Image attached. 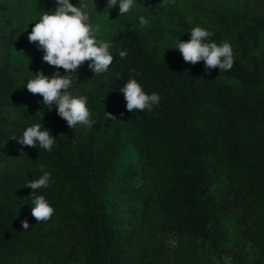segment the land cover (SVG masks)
<instances>
[{"label":"trees","instance_id":"obj_1","mask_svg":"<svg viewBox=\"0 0 264 264\" xmlns=\"http://www.w3.org/2000/svg\"><path fill=\"white\" fill-rule=\"evenodd\" d=\"M30 4L31 29L51 8L42 0ZM136 5L151 8L156 20L146 15L148 24L140 26L136 7L121 16L111 11L105 31L103 10L89 19L114 52L107 73L94 75L85 61L74 74V91L89 98L92 128H69L23 87L37 71L50 75L54 68L30 67L19 57L26 16L5 21L0 264L27 257L48 264H264V12L240 0ZM196 25L212 32L209 40L231 44L230 70L205 71L203 61L185 62L177 49L154 53L166 36L173 45L187 41ZM125 48L121 59L115 50ZM130 69L145 92L159 94L152 111L126 110L118 89L135 75ZM34 122L56 138L52 151L23 146L21 152L12 139ZM41 163L55 180L40 190L54 212L37 222L30 214L33 190L25 185L39 176Z\"/></svg>","mask_w":264,"mask_h":264},{"label":"clouds","instance_id":"obj_2","mask_svg":"<svg viewBox=\"0 0 264 264\" xmlns=\"http://www.w3.org/2000/svg\"><path fill=\"white\" fill-rule=\"evenodd\" d=\"M94 3V0H92ZM137 0H106L107 9L118 7V16L133 10ZM55 7L42 12L39 19L33 24L27 39L29 43L35 42L37 49L43 52L42 62L53 66L50 75L37 71L24 83V88L32 93L39 94L42 98L43 109L55 108L56 114L62 118L69 128L82 125L84 128H92L95 120L91 118V109L88 105L89 98L86 95L77 94L74 91L76 84L74 74L77 68L88 61L87 67L94 75H100L109 71V66L114 59L112 44L108 40L98 39L96 33L98 25L89 22L88 4L86 0H80V6L73 5L70 0H54ZM140 26L148 24L145 16L137 17ZM213 34L205 27L196 25L191 27L187 41L180 39L174 43V48L179 51L183 61L196 64L203 61L205 71L218 68L220 71H228L233 65L232 46L227 41L219 44L209 40ZM127 49H116L115 54L123 59L127 56ZM63 69V73L60 71ZM32 73V72H31ZM129 78L118 89L125 100V108L133 110L152 111L153 106L160 101L157 92L147 93L140 82L135 78L139 73L130 69ZM108 118L115 120L114 116L107 114ZM122 115V114H121ZM21 146H39L45 152H50L56 142L50 130L41 122H34L26 126L20 135L12 134ZM44 164H39V176L28 180L25 187L33 190L31 198L30 214L37 222L47 221L53 214L54 208L46 196L40 191L48 189L55 183L51 173L45 170ZM21 227L28 229L27 219L22 220Z\"/></svg>","mask_w":264,"mask_h":264},{"label":"rangeland","instance_id":"obj_3","mask_svg":"<svg viewBox=\"0 0 264 264\" xmlns=\"http://www.w3.org/2000/svg\"><path fill=\"white\" fill-rule=\"evenodd\" d=\"M32 0H0V5H3L6 7L3 12H0V58L4 56L6 53L5 47L2 44V38L1 36L3 34H8V29L6 27L5 21L10 18L15 21H19L22 19L23 16H26V19H24V30L26 31L25 34H23V47L21 49V52L19 54V57L23 59V62H25L30 67L35 66H43V62L41 59L42 51H39L37 49L36 43L32 42L29 43L27 36L28 33L31 31L30 27L27 25V22H29V17L27 16L29 13V9L31 7ZM49 4V7L52 9L55 7L54 0H42ZM223 0H208L209 3H220ZM88 4V13H89V19L95 18V13L97 9L103 10L104 12V19L100 21V30L105 31L104 29L106 24V18L111 14V11H115L118 9V7H113L112 9H107L106 7V0H94V3H92V0H86ZM249 2L250 6L256 7V9L263 13L264 12V0H240V3H246ZM209 8H218L224 5H206ZM137 9L141 10V15L146 16L150 15L149 17L152 18V20H156L155 15H151V12L153 10L148 8L147 5H135ZM157 9V7H156ZM158 10V9H157ZM18 12V13H17ZM129 22V21H128ZM139 25V24H138ZM168 36L165 37L164 42H162L160 45H156L157 47H154V53H159L161 55H167L173 52L175 49L172 42L168 40ZM264 60V55H263ZM194 262V261H193ZM226 263L229 264V260H226ZM18 264H48L46 260L38 257H27L23 260H21Z\"/></svg>","mask_w":264,"mask_h":264}]
</instances>
